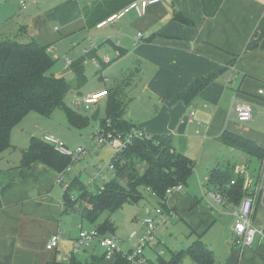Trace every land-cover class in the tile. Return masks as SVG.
I'll use <instances>...</instances> for the list:
<instances>
[{"label":"crops","instance_id":"1","mask_svg":"<svg viewBox=\"0 0 264 264\" xmlns=\"http://www.w3.org/2000/svg\"><path fill=\"white\" fill-rule=\"evenodd\" d=\"M96 1L0 0V40L34 39L47 46L48 53L62 38L88 41L89 50L85 47L80 57L84 56L85 61L90 56L95 69L107 66L105 71L112 78L111 87L100 89L110 92L120 85L135 90L127 99L124 118L146 134H171L173 149L192 161L201 158L207 143H223L219 140L223 130L264 145V101L255 96L264 82V0H160L148 5L142 15L129 10L101 27L97 24L123 8L128 0H109L104 7H94L88 24L83 9ZM177 14L189 23L176 19ZM100 46L103 57L96 53ZM68 61L70 66L73 61ZM208 73L217 75L192 103L184 104L180 93ZM234 96L251 105L248 121L237 119L231 104ZM109 98L105 97L106 103ZM23 119L12 127L10 147L0 154V264H69V259L75 264L98 259V264H113L115 257L99 258L102 248L96 242L73 250L78 227L93 226L84 225L77 211H63L67 184L58 181V171L41 161L20 165L30 139L41 140L45 134L41 123ZM65 124L48 132L57 134L69 147L78 146L80 143H73L70 132V127H76L68 120ZM208 172L200 180L204 197L206 192H213L206 187ZM87 187L94 190L100 186ZM238 205L232 206L234 220ZM262 206L264 194L253 217L254 224L264 229V221L257 218L264 211ZM75 216L79 221L74 227ZM212 219L208 213L193 219L189 227L193 239L197 235L201 238ZM142 230L143 225L138 231ZM55 232L60 235L58 246L46 249L47 240ZM225 241V249L214 255L213 264H264V241L258 237L244 249L232 246L227 238ZM121 244L125 250L131 247L128 239Z\"/></svg>","mask_w":264,"mask_h":264},{"label":"trees","instance_id":"2","mask_svg":"<svg viewBox=\"0 0 264 264\" xmlns=\"http://www.w3.org/2000/svg\"><path fill=\"white\" fill-rule=\"evenodd\" d=\"M108 1L98 0L91 7L83 9L88 24L92 21L93 8L104 7ZM131 1L128 0L124 5ZM108 13L109 11L105 14ZM175 17L183 23H189L180 14ZM101 18L102 16L97 17L95 21ZM83 61L84 56L71 63L70 67L75 75V80L71 83L48 73L53 62L47 46L39 44L34 39L25 42L13 39L0 40V154L10 147L12 127L29 111L49 116L56 108H63L70 125L81 128L87 124L88 119L85 116L64 105V97L68 90L72 86L83 84L85 79ZM216 75L217 73H208L197 78L180 93L179 99L189 105ZM120 87L116 85L113 90L108 91L107 96L110 98L106 103V117L100 125L104 128L128 132L135 126L124 118L128 100L120 98ZM219 140L248 155L256 156L259 161L264 157V146H259L254 140L242 134L223 130ZM33 161H41L60 171L68 165L69 158L58 154L48 143L32 137L20 165L27 166ZM111 162L114 166L113 176L102 186L91 190L74 179L63 193V211H77L83 221L96 228L101 234H113L114 223L109 217L98 221L100 216L104 212L110 214L124 203L137 201L142 196L141 187L146 188L150 194L153 192L158 205L166 210L163 202L165 190L177 183L184 184L194 168L191 159L173 149L172 136L167 133L134 138L131 144L111 158ZM140 162L145 164L143 173L137 171L136 165ZM234 167H213L208 172L206 187L213 192H219L223 196L224 205H237L245 194L242 185L244 177L242 174H236ZM124 168L130 171L127 187L120 185L116 179ZM231 180L235 183L229 185ZM73 190H78L76 196L71 193ZM102 257L103 254L99 258ZM184 257L190 258L195 264H213L212 251L200 240L199 235L192 239L185 249L174 251L167 260H164L160 254L157 255L159 264H179ZM115 258L113 264H128L120 255ZM98 263L99 259L83 264Z\"/></svg>","mask_w":264,"mask_h":264},{"label":"rangeland","instance_id":"3","mask_svg":"<svg viewBox=\"0 0 264 264\" xmlns=\"http://www.w3.org/2000/svg\"><path fill=\"white\" fill-rule=\"evenodd\" d=\"M66 39L67 40L62 38L59 40L60 42L57 41L55 50L48 53L53 62L48 73L72 83L75 80L74 72L67 60L73 61L80 57L85 53V47L87 48L88 46L87 49L89 50V45L88 41L82 43L79 41H70L68 38ZM97 51L96 53H98L99 57H103L104 51L101 46ZM88 57L90 56L85 57V61H83L85 76L83 84L72 86L64 97V105L66 107L77 111L78 114L88 119L87 124L81 128L70 127V132L73 134V143L78 142L80 143L79 145L84 146L85 153L80 160L71 166V170L64 177V182L68 185L74 179H77L86 186L94 187L101 186L109 177L113 176L108 168V164L111 163V157L115 156V153L108 145H98L93 136L100 127V123L106 117V99L105 97L101 98L98 103L91 104L90 109L87 110L81 108L79 105L77 107L75 104L81 96L98 91L97 89L101 90L100 88L102 87H111L113 83L110 80L111 76L105 71L107 66H101L95 69L93 66L94 62ZM95 59L97 58L95 57ZM119 89V96L122 100H126L128 97L133 96L135 92L134 88L125 89L120 87ZM23 118V121L28 119L30 122L35 120L41 123L43 134L52 133L48 132L51 131L50 128L67 122L63 108H56L49 116L42 115L36 111H29ZM21 120L18 124H21ZM52 134L57 136L55 133ZM5 154H8V151H6ZM200 155V159H198V156L195 160L193 159L195 169L183 184V189L165 196L164 202L167 198V206L174 208L177 214L175 213L174 217L167 216L169 222L157 228L155 239L152 244L145 249L144 254L152 264H159L157 258V254L159 253L164 260H167L174 251L186 248L193 239L192 235H190L191 230L189 228L191 227L193 219H201L206 213L212 215L213 219L207 228L204 229V233H202L200 240L209 246L212 250L213 257L214 255L217 257V252L220 253L221 249H225L227 243L225 241L226 238L229 243L231 242V231L235 222L232 214V206L230 205L227 207L223 203L217 201L209 192H206V197H204L200 180L215 166L220 168L235 166L241 169L245 168V176L252 178L253 183H255L260 161L256 156L248 155L242 150L231 148L221 142L207 143L206 148ZM136 167L138 173H143L145 170V164L142 162L138 163ZM97 168H101V173L95 174ZM129 172L127 168H124L116 176L117 181L123 187L128 186ZM262 181L264 183V176ZM140 191L142 196L137 201L124 203L110 214L104 212L98 220L101 221L105 217H109L114 223L113 235L120 239V241L127 240L130 232L133 230L141 229L142 221L146 217V207L152 209L157 205V198L153 196H151V198L146 188L141 187ZM72 192L77 195L78 190H73L71 193ZM186 197L195 198L196 201L190 202L185 199ZM165 209L168 210L166 206ZM257 218L264 221V211L259 213ZM73 220L75 227L79 218L75 216ZM83 223L84 225L90 226V224L85 221H83ZM100 249L96 250V252L99 253V251H101ZM75 256L77 257V255ZM84 261L85 260H81V263H84ZM68 263L75 264L70 259ZM179 264L195 263L190 258L184 257Z\"/></svg>","mask_w":264,"mask_h":264},{"label":"built area","instance_id":"4","mask_svg":"<svg viewBox=\"0 0 264 264\" xmlns=\"http://www.w3.org/2000/svg\"><path fill=\"white\" fill-rule=\"evenodd\" d=\"M159 1L160 0H132L117 12L100 21L97 24V27L105 26L106 24L113 22L129 10H135L138 15H142L148 5L155 4ZM67 62L70 63L68 60ZM107 95L108 90L101 89L81 96L75 105L77 107L79 105L81 108L87 110L90 109L91 104L98 103L101 98L106 97ZM255 96L264 101V82L256 89ZM231 104L234 113L240 122L248 121L252 117V108L248 101L237 99L234 96L232 97ZM192 114L193 112H190L189 120H191ZM147 135L148 134L139 127H134L128 132H122L110 128H104L100 125L93 136L98 145H108L114 151L115 155H118L123 149L131 144L134 138ZM41 140L51 145L58 154L69 158L68 165L64 169L58 171V181H63L65 175L71 170V166L80 160L82 155H84L85 147L81 145L69 147L61 138L48 133L44 134ZM108 168L113 171L114 166L112 162L108 164ZM245 171V168L241 169L240 167H234V172L236 174H242L244 177L242 185L243 190L245 191V194L240 199L237 210L234 212L235 222L231 231V245L239 249L250 247L257 237L264 241V229L257 227L253 222L254 210L258 197L261 198L264 194V183L262 181L264 176V157L260 161L259 174L255 183H253L252 178L245 176ZM99 173H101V168H97V171H95V174ZM234 183V180H231L229 185ZM182 188V183L170 186L165 190V196L178 192ZM152 195L156 198V195L153 192ZM210 195L217 201L223 203V196L219 192H210ZM164 204L168 210H164L160 205H157L152 209L146 207V217L142 221L143 230H133L130 232L128 240L131 242V247L128 250H125L122 247L120 239L115 235L107 233L101 234L94 227L85 228L82 226L78 227L73 250L77 252L82 248H88L93 242H96L103 249V255L105 258H112L120 255L125 258L128 264H152L146 258L144 251L155 239L157 228L162 224L169 222L167 216H175L173 209L167 206V198ZM59 240L60 235L58 232H55L47 240L45 248L54 249L58 246Z\"/></svg>","mask_w":264,"mask_h":264}]
</instances>
